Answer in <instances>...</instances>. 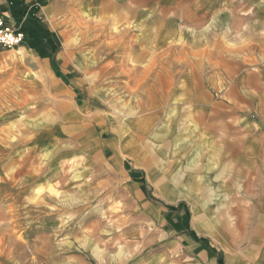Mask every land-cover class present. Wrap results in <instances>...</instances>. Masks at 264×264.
<instances>
[{
    "label": "rangeland",
    "instance_id": "rangeland-1",
    "mask_svg": "<svg viewBox=\"0 0 264 264\" xmlns=\"http://www.w3.org/2000/svg\"><path fill=\"white\" fill-rule=\"evenodd\" d=\"M56 1L27 4L37 16L39 7ZM111 1H122L127 19L109 27L105 37L84 33L80 25L96 22L90 0H68L62 1L66 13L49 18L51 28L58 25L53 32L58 49L52 43L39 45L44 53L39 56L29 48L38 38H24L22 47L48 60L51 76L24 63L22 49L0 48V264L187 262L182 234L188 227L185 209L176 211L179 203L190 217L194 202L205 206L201 213L211 203V214L235 232L232 242H240L236 205L227 201L231 194L244 198V178L233 176L240 167L220 157H226L223 145L217 149L209 143V76L225 72L220 89H231L239 72L228 73L230 68L217 60L235 56L244 62L243 74H264L256 43L247 27L232 39L219 32L203 0ZM11 9L10 0H0V13L20 31ZM182 16L189 18L188 24ZM37 18L47 26L46 19ZM154 18L163 21L153 23ZM169 18L178 32L166 31ZM67 38L72 40V58L64 64ZM106 44L116 47L112 52L100 47ZM188 49L194 55L184 65ZM138 52L144 54L140 60L134 58ZM151 65L161 79L150 76L142 90L140 68ZM189 71L196 76L194 95L201 77L206 92L201 151L195 136L202 108L197 97L186 100L181 82ZM51 77L60 84L59 91ZM237 105L249 109L246 102ZM155 136L161 145L159 160L149 142ZM204 169L214 170V181L204 177ZM217 181L232 183V192L214 198L209 191Z\"/></svg>",
    "mask_w": 264,
    "mask_h": 264
},
{
    "label": "crops",
    "instance_id": "crops-1",
    "mask_svg": "<svg viewBox=\"0 0 264 264\" xmlns=\"http://www.w3.org/2000/svg\"><path fill=\"white\" fill-rule=\"evenodd\" d=\"M24 1L25 3L34 4L37 0ZM41 1L46 2L47 0ZM62 1L66 2L68 0H58L54 3L47 2L44 6L39 7L37 17H42L43 21L46 19L45 22L49 24V18H54V14L61 11L66 13V11H68V8L63 6ZM212 1L216 0H203V6L204 11L212 15L219 23L215 24V28H218L219 32L223 31L227 36H231L232 39V34L234 36L233 38H236L237 35L242 33L243 29L247 27L251 39L257 45L256 51L258 53V58H264V0H218L217 3L213 4ZM246 4L251 5L250 8L246 9L245 13H243L242 9ZM89 5L92 9L90 12H92L93 16H96V22H80V25H83L84 33H90L91 31L92 35H96L97 37L101 36L102 38L106 36V30L109 27H114L127 19L126 15L122 13V1H117V3H115L111 0H90ZM35 6H37V4H35ZM117 8H120V11H117L116 14L108 15ZM102 11H107L108 17H98V13ZM68 14L71 15L72 12L70 11ZM152 20L151 22L153 23L163 21H160L159 18H154V20ZM172 20L171 18L167 19V23L170 26H166L165 28L166 31L169 30L170 32L176 33L179 27L175 25ZM182 20L185 24H188L190 21L186 16H182ZM222 21L224 25L221 24ZM244 22H247V24L243 25ZM102 23L104 24L102 25ZM49 26L48 30L52 33H56L58 25L56 24L57 27L55 28ZM149 40L151 41L152 37ZM100 47L107 48L112 52L116 46L113 44H106ZM19 48L23 51L24 63L32 66L34 68L33 70H39L40 73H44L45 76H51L48 68L50 64L48 60L39 57L35 51L25 46L22 47V45H20L18 49ZM63 48L64 53L61 57L64 64H66L72 58V55L68 53L70 46L64 47L63 43ZM186 54L188 55V61H185L184 65L189 63V56L194 55L189 49ZM134 55V58L140 60L143 58L144 54L138 52V54ZM235 57L234 60H229L228 58L224 60L223 57L217 60V63L226 64L230 68L228 73L235 74L237 71L239 72V76L236 77L235 80L236 84L232 86L231 89L226 92L220 89L221 82L224 79L227 80L225 72L215 71L210 73L209 86L211 88L208 92L209 96L212 98L210 100L212 109L210 110V117H208V134L209 143L212 147L218 149L223 145L222 150L226 157H220L240 167L234 171L233 176H241L244 178L243 187L246 190L245 195H243L244 198H240L236 194H231V200L227 201L230 205H236V215L239 218L236 227L240 232V242H232L235 232L219 222V220L215 219L211 214L209 211L211 203L210 205L207 204V206H209L206 207V211L201 213L199 210L202 207L205 208V206H201V203L198 204L194 202L192 204L193 213L191 217L185 204L179 203L176 207V211L178 212L181 209H185L184 223L188 227L186 232L182 234V242L186 244L185 250L182 251V256L187 259V262L181 264H264V74H260L256 77L248 73H246L248 75L243 74L241 68L244 62L239 56ZM109 65L110 63H108L107 66ZM153 68V65L145 69L140 68L138 80L142 90L146 85H144V82H146L150 76L154 81L161 79L159 71H154ZM111 72L113 73V71ZM195 80L196 76L189 71L181 82L185 84L184 90L186 93V100L191 101L193 97H197V101L199 100L200 107L202 108L198 117L199 126L196 131L197 136H195L197 142L196 148L198 151H201L204 142L203 131L200 125L205 124L203 119L205 117L206 92L203 87L204 81L201 77L200 79L198 78V85L196 84L198 94L196 96L194 95L192 83ZM50 81L52 83L51 85L59 91L61 88L60 84L53 77H51ZM243 89L249 92L245 97L241 96L239 92ZM251 90L258 93L250 94ZM219 97L229 98L228 102L220 100ZM238 101L246 102L249 109L243 111L241 106L237 105ZM204 103L205 105H203ZM190 125L191 124H189L188 127ZM143 133L144 131L141 130L140 134ZM187 140L190 145L192 142L190 135ZM149 142H151L152 145L151 152H153L159 160L160 157L158 153L161 151V145L160 143L158 145V139L155 136L153 140H149ZM203 171L206 174L204 177L209 178L210 182L214 181L212 179L213 176L216 177V173H213L214 170L204 169ZM232 187V183L225 184L224 182L217 181L216 185H214L209 192L216 198L223 194L221 192H232ZM219 246L221 248H219Z\"/></svg>",
    "mask_w": 264,
    "mask_h": 264
},
{
    "label": "trees",
    "instance_id": "trees-1",
    "mask_svg": "<svg viewBox=\"0 0 264 264\" xmlns=\"http://www.w3.org/2000/svg\"><path fill=\"white\" fill-rule=\"evenodd\" d=\"M11 3V13L14 15V17L17 19V22L19 23V30L24 34V38L33 40L35 37L38 38V40H35L37 42H33L32 44H28L30 49L38 50V46L42 44H53V50L56 48H59V43L57 44L54 42V38L58 37L51 33L47 26L42 22L41 19L37 18L36 10L32 9L29 4L25 3L23 0H10ZM24 39V40H25ZM39 46V47H40ZM43 47V45H42ZM55 47V48H54ZM40 49V48H39ZM42 51V50H41ZM38 54L44 55L43 52Z\"/></svg>",
    "mask_w": 264,
    "mask_h": 264
},
{
    "label": "built area",
    "instance_id": "built-area-1",
    "mask_svg": "<svg viewBox=\"0 0 264 264\" xmlns=\"http://www.w3.org/2000/svg\"><path fill=\"white\" fill-rule=\"evenodd\" d=\"M24 42V34L15 30L0 13V48H18Z\"/></svg>",
    "mask_w": 264,
    "mask_h": 264
},
{
    "label": "bare ground",
    "instance_id": "bare-ground-1",
    "mask_svg": "<svg viewBox=\"0 0 264 264\" xmlns=\"http://www.w3.org/2000/svg\"><path fill=\"white\" fill-rule=\"evenodd\" d=\"M94 22V21H93ZM104 22V21H103ZM82 23V22H81ZM105 23V22H104ZM104 23H102V25L104 24ZM108 24V23H107ZM106 24V25H107ZM85 25V24H84ZM90 27V26H89ZM93 27V26H92ZM101 27V26H100ZM103 27V26H102ZM90 29V28H89ZM88 29V30H89ZM91 32V31H90ZM88 33V32H87ZM92 33V32H91ZM98 33V32H97ZM101 33V32H100ZM96 34V33H95ZM99 34V33H98ZM97 34V35H98ZM63 35L65 36V33H63ZM103 35V34H102ZM124 35V34H123ZM71 42H72V40L70 39V38H67L66 39V46L65 47H68V46H71ZM23 55V54H22ZM143 71V70H142ZM34 72V71H33ZM35 73V72H34ZM127 74V73H126ZM144 82V81H143ZM142 85V84H141ZM73 117V116H72ZM62 201V200H61Z\"/></svg>",
    "mask_w": 264,
    "mask_h": 264
}]
</instances>
